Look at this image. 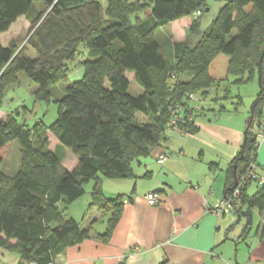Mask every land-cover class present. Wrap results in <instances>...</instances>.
Returning <instances> with one entry per match:
<instances>
[{"label": "trees", "instance_id": "obj_1", "mask_svg": "<svg viewBox=\"0 0 264 264\" xmlns=\"http://www.w3.org/2000/svg\"><path fill=\"white\" fill-rule=\"evenodd\" d=\"M32 7V0H0V33L22 15L30 21L25 46L16 50L0 44V105L21 71L37 84L38 100H48L51 89L66 81L67 63L80 52L83 72L65 83L64 95L56 100L57 117L49 126L38 122L37 134L12 115L0 120V161L12 140L20 147L13 176L3 179L0 172L1 245L49 264L63 248L90 237L96 220L82 225L66 214L90 181L88 206L109 215L104 233L96 236L107 239L124 198L105 196L100 177H133V162L147 157L168 128L195 130L201 100L212 88L243 83L256 72L259 91L242 146L226 172L224 197L239 186L235 213L263 209L264 182L249 196L253 181L246 176L250 162H256L257 128L264 118V0H225L210 25L201 29L200 19H194L180 42L168 36L161 40L158 32L197 10L203 13V0H106L105 5L100 0H44L34 14ZM146 8L150 15L139 17ZM29 47L34 58L27 55ZM127 72L142 88L137 96L128 92ZM191 93L199 100L190 98ZM136 113L149 120H137ZM173 119L175 124L169 125ZM48 133L58 141L55 151L49 148ZM61 145L77 158L72 169L61 163Z\"/></svg>", "mask_w": 264, "mask_h": 264}, {"label": "crops", "instance_id": "obj_2", "mask_svg": "<svg viewBox=\"0 0 264 264\" xmlns=\"http://www.w3.org/2000/svg\"><path fill=\"white\" fill-rule=\"evenodd\" d=\"M43 2L32 0V14L41 10ZM103 2L105 5L106 0ZM149 15L150 9L146 8L139 17ZM190 24L191 17L187 16L161 29L168 28L165 38L172 36V41L179 42L186 39ZM29 27L28 17H18L0 33L1 46L21 48ZM206 27L201 25V29ZM30 50L29 47L27 51ZM126 75L129 79L128 72ZM256 75L257 72L253 78ZM249 117L240 125L226 124L214 120L203 109L195 117L194 131L169 129L147 157L133 162V177H100L105 196L121 194L124 198L118 220L105 240L96 235L104 233L107 220L96 227L98 219L94 215L101 212L87 204L92 182L84 204L78 198L66 210L73 218L78 210L82 225L96 219L92 235L57 252L50 264H264V207H253L250 215L242 216L210 210L224 197L226 172L242 146ZM160 153L167 157L158 162ZM256 163L258 173L264 176V139L257 150ZM251 185L254 188L248 191ZM259 186L251 182L247 194L253 195ZM149 192L160 195L157 204H148L145 196ZM241 209L246 211L245 206ZM254 213L258 216L255 227ZM102 216L108 219L109 215ZM9 243L14 244L15 240ZM29 262L17 249L0 244V264Z\"/></svg>", "mask_w": 264, "mask_h": 264}, {"label": "rangeland", "instance_id": "obj_3", "mask_svg": "<svg viewBox=\"0 0 264 264\" xmlns=\"http://www.w3.org/2000/svg\"><path fill=\"white\" fill-rule=\"evenodd\" d=\"M203 1L205 4L204 7L205 10L203 11V13H201L202 15L199 14V15L191 16L190 27L193 24V20L197 18L200 19V24L202 25L203 28L206 27L207 25H210L212 20L215 18L219 8L223 5V0H203ZM100 2L104 5L103 0H100ZM207 8L208 10H206ZM167 30L168 28L167 29L163 28L158 32V35L159 37H161V40H163L164 33ZM198 35L199 33L191 37L189 41L193 43ZM168 38H171L172 40V36H168ZM26 39L22 46L26 45ZM80 50L83 51L84 49L82 47H79V51ZM27 54L29 57L34 58L36 53L34 49H32L30 50V52L27 51ZM81 59H83L82 52H80L79 55H77L73 60L67 63L68 69L70 70L68 71L66 81L63 84H56V86L53 89H51V97H49L48 100L35 99L34 91L36 90L35 88H37V84L34 83L32 80H30L24 72L22 71L19 72L16 75V82L13 83L12 85H9L3 96L2 103L0 105V120H5L7 119L8 116L12 115L15 117L16 121H18L19 123H25L26 126L30 127L33 135L37 134L38 132L37 130H39L38 127L40 125L37 128H35L38 122H41V125H46V126H49L51 123H53L58 113V104L56 100L61 96V94L64 95L65 86L67 85L65 83L67 81H73L75 79H78L82 75L83 68L80 63ZM257 78L258 75H256L254 78L252 77L251 79L243 83L227 82V83H221L219 88L217 89L216 87L212 88L209 91L207 98L201 100L203 109L208 113H210L211 117L214 120L219 119L221 123H226V124L232 123L233 125H237L238 122L239 125L242 122L244 123L245 119L247 120V117H249V115L251 114L252 105L256 101L257 93L259 91ZM129 79L130 81H129L128 92L131 95L137 96L140 92H142V88L139 86V84L135 81L134 77L130 73H129ZM230 80H232L231 76H230ZM194 96L197 100H199L196 97V95ZM135 117L137 120L141 122H146L149 120L146 117L140 115L139 113H136ZM169 129L171 128H168L166 131H168ZM181 132L186 133L182 130ZM260 139H261L260 142H262L263 139L262 138ZM48 142H49V148L51 150H54L58 145V141L55 139V137H53L49 133H48ZM62 148L63 149L60 150L64 158L61 161V163L66 169H72L74 163L77 161V158L70 151V149L63 146ZM160 155L166 156L165 153H160L156 158L157 161L159 160ZM19 161H20V147L18 140L14 139L10 143L6 156L2 161H0V172L5 176L3 177V179H7L13 176V174L19 167ZM91 184L92 181L84 185L85 192L78 199L81 200L80 203L83 202L84 204L85 200L88 199L87 193ZM253 188L254 185H251L248 191H252ZM90 200L91 198L89 197V201L87 202V204L90 202ZM87 209L90 208H88L87 206ZM93 210L95 209L93 208ZM80 217H81L80 213L78 214V210H76L74 219L79 222ZM94 218L98 219L95 225L96 227L100 226L102 223L106 224L107 216H102L101 213L100 214L97 213L96 215H94ZM257 221H258V216L256 215V213H254V227Z\"/></svg>", "mask_w": 264, "mask_h": 264}, {"label": "built area", "instance_id": "obj_4", "mask_svg": "<svg viewBox=\"0 0 264 264\" xmlns=\"http://www.w3.org/2000/svg\"><path fill=\"white\" fill-rule=\"evenodd\" d=\"M201 12L199 10L195 11L194 15H199ZM189 97L192 98L194 101L197 99L193 94H189ZM176 122V119H173L169 125H174ZM171 128V127H170ZM257 136L259 138L258 143L256 144L257 150L260 145V138L264 139V120L260 122L258 128H257ZM166 156L160 155L158 161H162ZM246 178L257 182L258 184H262L264 182V176H261L258 173V166L257 163L252 161L250 162L248 166V173ZM238 195H239V186H236L233 192L229 196H225L219 201H217L212 207H211V212L214 213H234L236 211V208L238 206ZM148 204L154 205L157 204L160 200V195L157 192H149L145 196ZM28 264H38L36 261H31ZM50 264V263H49Z\"/></svg>", "mask_w": 264, "mask_h": 264}, {"label": "water", "instance_id": "obj_5", "mask_svg": "<svg viewBox=\"0 0 264 264\" xmlns=\"http://www.w3.org/2000/svg\"><path fill=\"white\" fill-rule=\"evenodd\" d=\"M251 117V115H250ZM250 125L252 126V124L250 123ZM247 127V126H246ZM235 167H236V164H233V171H235ZM236 185V177L234 179V186Z\"/></svg>", "mask_w": 264, "mask_h": 264}]
</instances>
